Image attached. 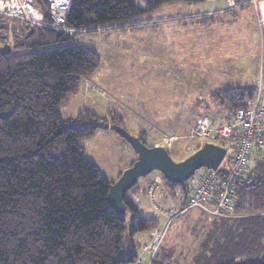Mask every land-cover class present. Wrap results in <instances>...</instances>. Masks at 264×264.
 Here are the masks:
<instances>
[{"label":"trees","instance_id":"obj_1","mask_svg":"<svg viewBox=\"0 0 264 264\" xmlns=\"http://www.w3.org/2000/svg\"><path fill=\"white\" fill-rule=\"evenodd\" d=\"M142 1L144 9L127 0H70L64 25L75 30L71 33L0 17V44L11 47V53L0 55V264H137L145 254L142 236L161 226V215L139 209L132 199L138 194V181L125 194L124 212L109 206L107 193L114 181L103 175L80 144L110 125L125 128L122 120L113 114L108 120L89 107L68 118L60 112L78 93L83 78L100 65L95 49L69 43L78 31L136 23L164 3L205 0ZM233 1L248 5V0ZM33 4L49 21L47 0ZM218 14L195 19L211 24ZM257 87L227 84L208 97L232 114ZM135 136L152 146L143 130ZM205 170L196 171L184 187L162 179L168 193L180 189L177 208L184 209ZM225 174L223 169L221 176ZM212 193L216 196V190ZM214 203L212 199L208 205ZM230 206L218 213L198 207L180 212L164 223L165 232L182 214L189 218L196 209L192 240L173 244L165 236L143 264H176L180 259L190 264H264V159L234 181ZM163 217L166 221L168 216ZM248 255L253 257L245 258Z\"/></svg>","mask_w":264,"mask_h":264},{"label":"rangeland","instance_id":"obj_2","mask_svg":"<svg viewBox=\"0 0 264 264\" xmlns=\"http://www.w3.org/2000/svg\"><path fill=\"white\" fill-rule=\"evenodd\" d=\"M127 1L139 9L145 8L142 0ZM259 2L262 0H248L245 7L235 2L233 9L218 14L211 24L203 25L195 17L202 15V11L224 9L223 0L164 3L151 8L136 23L78 31L69 43L95 49L100 65L89 78H83L78 93L61 108L62 117H73L83 107L104 114L108 120L113 114L122 120L130 134L137 135L143 130L148 145H163L174 161L183 160L205 142L232 145L228 141L192 136L191 127L202 115L212 118L214 126L227 122L226 115L231 119L227 108L220 109L210 101L208 95L212 90L227 84L263 88L264 30L256 22ZM133 24L137 26L121 28ZM80 144L110 181H115L119 172L136 158L133 149L110 129L97 130ZM196 175L197 172L193 178ZM162 179L158 171L138 179V195L149 208L145 210L152 212L154 205L141 191L153 180L159 184L153 202L162 207L154 208L156 215H161V226L142 236V246L161 234L159 230L172 217L171 202L179 205L181 193H168ZM190 213L189 218L182 214L168 233L164 232L167 243L184 244L192 240L190 232L196 223L197 210ZM164 214L169 216L166 221ZM146 254L141 257L145 259ZM257 255L255 252L254 258ZM176 264L190 261L180 259Z\"/></svg>","mask_w":264,"mask_h":264},{"label":"built area","instance_id":"obj_3","mask_svg":"<svg viewBox=\"0 0 264 264\" xmlns=\"http://www.w3.org/2000/svg\"><path fill=\"white\" fill-rule=\"evenodd\" d=\"M228 1L230 7L233 8L236 5L234 1ZM47 5L49 21H45L44 14L34 6L33 0H0V17L57 31L70 33L75 31L64 25L70 0H47ZM256 22L260 29H264V0L259 2ZM191 135L206 140L228 141L233 144L228 147L223 146L226 151L225 156L216 169L206 168L207 170L200 174L184 209L178 211L174 203L171 202V205L173 204L172 217L192 207L210 210L214 213H218L221 207L231 208L234 181L264 159V90L258 86L253 95L245 100L244 106L234 109L231 119L222 125L214 126L213 121L206 115L198 117L192 124ZM224 160L225 167L222 165ZM223 169L226 174L221 176ZM219 171L221 172L219 173ZM150 182L141 192L151 199L154 208L162 209L156 202H153L159 184L156 180ZM213 190H216L214 197ZM177 192L180 193V189H177ZM138 198L141 199L139 195L136 199L138 200ZM212 199L215 200L214 207L208 205ZM164 215L167 216V214ZM162 229V231L159 230L161 234H156L149 244L142 246V251L150 257L156 252L166 225ZM142 260L144 258L139 256L137 264H143Z\"/></svg>","mask_w":264,"mask_h":264},{"label":"water","instance_id":"obj_4","mask_svg":"<svg viewBox=\"0 0 264 264\" xmlns=\"http://www.w3.org/2000/svg\"><path fill=\"white\" fill-rule=\"evenodd\" d=\"M11 53L8 43L0 45V55ZM133 149L136 158L133 164L122 171L120 176L109 185L107 203L117 212H124L125 194L139 178H144L153 171H158L172 184L185 186L186 181L201 168L216 169L225 156V148L211 142L203 143L198 149L180 161H174L163 145L146 146L124 127L110 125Z\"/></svg>","mask_w":264,"mask_h":264},{"label":"crops","instance_id":"obj_5","mask_svg":"<svg viewBox=\"0 0 264 264\" xmlns=\"http://www.w3.org/2000/svg\"><path fill=\"white\" fill-rule=\"evenodd\" d=\"M224 1V3H225V5H226V7L224 8V9H216L215 11L216 12H211V11H213V10H208V11H202V15H208V14H213V13H224V12H228V11H230L231 9H233L232 7H230V5H229V1L228 0H223ZM224 10V11H223ZM205 13V14H204ZM254 18H255V16H254ZM259 28V27H258ZM264 30V29H263ZM263 54H264V49H263ZM217 110V109H216ZM137 196H138V194H136V195H133L132 196V199H134V201L138 204V207H139V209H141V210H145V209H149L148 208V205L146 204V203H143V201H142V199H139L138 198V200L136 199L137 198ZM166 202V201H165ZM156 204H158L157 202H156ZM147 211H150V210H147ZM153 212H154V208H153Z\"/></svg>","mask_w":264,"mask_h":264}]
</instances>
